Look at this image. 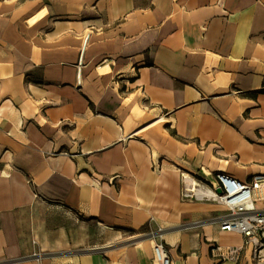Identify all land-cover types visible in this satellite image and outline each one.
<instances>
[{"label":"crops","instance_id":"crops-1","mask_svg":"<svg viewBox=\"0 0 264 264\" xmlns=\"http://www.w3.org/2000/svg\"><path fill=\"white\" fill-rule=\"evenodd\" d=\"M217 173L264 177V0H0V264H258Z\"/></svg>","mask_w":264,"mask_h":264},{"label":"built area","instance_id":"built-area-1","mask_svg":"<svg viewBox=\"0 0 264 264\" xmlns=\"http://www.w3.org/2000/svg\"><path fill=\"white\" fill-rule=\"evenodd\" d=\"M182 198L200 199L214 202L226 209V215L220 224V231L237 233L244 238V245L252 250V258L258 264H264L261 251L264 245V177L254 176L249 182H241L225 173L215 175V185L196 183L182 174ZM221 193L218 194L217 191ZM238 250L229 251L234 258ZM159 264H170V258L164 246H154Z\"/></svg>","mask_w":264,"mask_h":264},{"label":"rangeland","instance_id":"rangeland-1","mask_svg":"<svg viewBox=\"0 0 264 264\" xmlns=\"http://www.w3.org/2000/svg\"><path fill=\"white\" fill-rule=\"evenodd\" d=\"M94 229V228H93ZM94 232H95V229H94ZM126 233H128L129 234V232H126ZM100 238H102L103 237V233H102V231H100ZM129 235H131V234H129Z\"/></svg>","mask_w":264,"mask_h":264},{"label":"water","instance_id":"water-1","mask_svg":"<svg viewBox=\"0 0 264 264\" xmlns=\"http://www.w3.org/2000/svg\"><path fill=\"white\" fill-rule=\"evenodd\" d=\"M217 193H218V194H220V193H221V191H220V190H218V191H217Z\"/></svg>","mask_w":264,"mask_h":264},{"label":"bare ground","instance_id":"bare-ground-1","mask_svg":"<svg viewBox=\"0 0 264 264\" xmlns=\"http://www.w3.org/2000/svg\"><path fill=\"white\" fill-rule=\"evenodd\" d=\"M38 17H40V16H38Z\"/></svg>","mask_w":264,"mask_h":264}]
</instances>
